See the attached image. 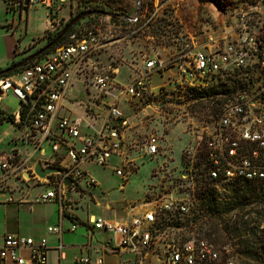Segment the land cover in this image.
Returning a JSON list of instances; mask_svg holds the SVG:
<instances>
[{
    "label": "built area",
    "instance_id": "1",
    "mask_svg": "<svg viewBox=\"0 0 264 264\" xmlns=\"http://www.w3.org/2000/svg\"><path fill=\"white\" fill-rule=\"evenodd\" d=\"M24 2L0 0L12 14L16 9L40 5L49 11L53 28L59 3L72 4L73 0H27L26 6ZM238 5L232 10H220L223 30L209 37L203 30L201 43L168 21L162 30L171 43L169 57L147 59L143 62V73L126 87L113 82L114 67L99 69L92 61L115 43L135 39L143 27L156 19V11L143 16L142 22L139 8L135 19L122 23L139 26L128 29L118 23L117 27L124 30L118 36L106 33L97 24L81 27L78 20L72 25L75 30L68 34V43L27 64L13 79L0 78V97L11 94L19 102L11 118L20 131L19 148L7 157H0V185L35 179L48 188L33 199L34 203L55 202L60 209L71 191L79 194L82 187L97 186L91 167L111 169L116 177L126 178L132 163L126 158L123 136L128 122L118 104L124 98L139 99L151 73L173 70L172 90L203 89L225 80L226 94L216 102L218 107L210 129L197 133L184 150L187 199L148 205V209L124 223L90 217L91 235L101 231L110 238L103 245H90L95 257L76 256L73 264H106L99 252L108 249L118 257L130 256L127 264H264V208L254 213V217L243 210L233 214L227 230H236L238 234L234 237L222 234L218 239L216 235L209 237L203 233L198 210L191 205L208 192L221 195L224 189L234 186L249 188V200L256 196L264 200V0H241ZM95 15L104 17L99 14L91 17ZM76 16L69 17V21ZM18 75H22V81L15 78ZM81 75L88 87L111 99L112 105L97 126L70 114L64 106L73 77ZM113 90H118L119 95ZM45 144L48 152L43 148ZM141 153L146 157L156 155L157 138L147 137ZM37 163L42 169H58L60 174L40 180L33 173ZM66 179L71 188L65 193ZM46 230L59 237L63 233L60 227ZM75 230L73 224L69 231ZM54 249L60 263L65 246L59 240ZM47 252L45 238L34 240L5 234L0 244V264H46ZM248 252L252 257H244Z\"/></svg>",
    "mask_w": 264,
    "mask_h": 264
},
{
    "label": "rangeland",
    "instance_id": "2",
    "mask_svg": "<svg viewBox=\"0 0 264 264\" xmlns=\"http://www.w3.org/2000/svg\"><path fill=\"white\" fill-rule=\"evenodd\" d=\"M240 1L73 0L72 4L69 2L59 3L56 22L54 20L51 25L53 28H48L52 20L49 11L40 5L29 6L27 9H16L14 14H12L0 3V63L6 62L10 50L14 53L16 57L14 68L7 75L13 77L14 74L20 72L27 64L36 61L34 57L28 55L32 49L40 47L42 42H44L43 46L49 43V48L58 45V42L61 40L59 34L65 27L64 25H67L69 17L73 15L80 17L79 22L82 21L81 27L84 25L91 27L97 24L106 33L118 36L124 30H120L117 24L121 23V25L126 26L128 29L132 28L133 24L128 22L126 24L122 23L124 20L135 19L139 8H141L142 14H140V18L143 19L142 22L144 21V17H148L156 11V19L143 27L135 39L115 43L105 51V55L108 58L106 60L103 57L100 59L105 66L110 61V65L118 69V78L114 79L113 82L126 87L131 81L128 82L125 77L127 75L120 68L123 69L127 66L134 69L131 62H134V58H137V55H140L142 62H145L151 57H159L166 60L172 52L170 48L171 43L166 34V36L160 38V42L155 40V36L159 37L160 35L157 27H162L163 29L165 24L170 21L174 26L192 36L197 43H201L203 30L207 32L208 37L215 36L216 33L223 30L224 20L222 22L220 19V10L224 8L232 10L234 7H239L238 3ZM92 11H99L104 15L110 16L111 19L109 20V18L102 16L96 20H91L89 17ZM117 17H119V20ZM56 23H59V26H56ZM138 26L139 23L134 26V29ZM62 37L64 39L63 42H65L64 35ZM51 51L53 50L48 51L47 54ZM43 55L41 53L37 56L43 57ZM102 65L98 66L99 69H101ZM135 71L138 75L142 73V71L137 69ZM173 74V70H168L161 74L157 72L151 73L148 80L145 81L139 99L124 98L120 100L118 108L128 122L123 136L126 143V158L132 161L130 171L125 179H121L116 177L111 172V169L93 167L92 175L99 183V186L91 194H86L87 197L82 196L78 201L81 205L77 209L80 216L85 218L90 215L102 216L111 223H118L119 221L120 223H124L132 216H136L148 209V205H153L156 202L164 200L187 199V182L184 180V150L192 143L197 133L201 130L210 129L218 107L216 102L221 101L226 94L224 91L226 83L225 80H222L219 83L209 84L203 89L177 88L176 90H172V83L175 81ZM0 77H3L2 74H0ZM75 77L74 80L80 84H71L67 91L68 97L82 101L83 103H79L81 106L94 107L95 116L101 119L108 106L112 105L111 99L106 96L102 97L98 92L88 87L84 83L85 80L79 81L78 77ZM15 78L20 81L23 80L22 75H18ZM118 92V90H113L114 94L119 95ZM79 100L72 101V103L76 104ZM18 107L19 102L11 94L0 97V111L3 116L13 115L18 110ZM65 107L68 108L67 106ZM78 108V106L73 107L74 110H78ZM85 116L97 122L93 115L86 114ZM149 136H153L158 140V153L152 157H146L141 153L142 145ZM19 137V129L11 122L4 120L0 123V157L5 156L4 153H8L10 150V145H12L11 140ZM43 148L48 152L46 144ZM23 190L24 187L22 186L12 185V187L3 190L4 192L0 191V200L8 198V193H21ZM39 192L40 188L38 187L30 188L29 191L22 192L20 196L22 199L29 196V201L32 202L35 195ZM225 192L239 193L230 189H224L223 193ZM210 196H212L211 193ZM87 198L93 204H98L97 207H91L87 211L88 213L83 212L84 206L88 205ZM223 202L225 203V201ZM36 204L38 206L35 208L36 213L34 218L36 219L37 217V223L40 227L58 224V212L54 209V206L51 205L48 208H44L40 205L41 203ZM9 205L8 207L12 209L18 207L16 202H10ZM191 205L194 209L198 210V223L206 222V225L202 226V230H205V228L210 226L207 224L210 216L209 209L202 204V200H197ZM104 206L107 208V211L104 210ZM226 208H223V210L220 208L216 211H223L220 213V224L218 227L226 225L228 229L233 214L243 210L249 213V217H254L256 216L254 213L264 208V203L260 205H246L245 209L240 207ZM44 212L48 215H43ZM6 215L2 211L0 212V230H2L3 220H5L4 217ZM61 220L60 226L64 230L70 227V223L66 217H61ZM95 234H89L92 247H97L99 244L103 245L110 238L107 233L101 231H97ZM63 242L69 248L63 254V258L66 259L63 264H70V258L77 255L79 247L89 244V240L85 238V231L82 227H78V230L72 234L66 233L63 236ZM110 253V249L99 252L106 264H118L120 261L127 264V261L131 258L128 255L118 257ZM252 255V253L248 252L244 257L249 258ZM56 256V253L50 252L47 256V264H56ZM93 256L95 257L94 252Z\"/></svg>",
    "mask_w": 264,
    "mask_h": 264
},
{
    "label": "crops",
    "instance_id": "3",
    "mask_svg": "<svg viewBox=\"0 0 264 264\" xmlns=\"http://www.w3.org/2000/svg\"><path fill=\"white\" fill-rule=\"evenodd\" d=\"M49 27H50V24L48 25V28ZM43 44H44V42H42V44H40V47L32 49L28 55L32 56L39 49H41L42 47L45 46V45L43 46ZM12 47H13V44H12ZM105 54H106L105 51L100 53L97 56L96 61H92L94 63V65H98V66L102 65L103 61H101L100 59L102 57L104 58V60H106L108 58V56H106ZM127 57L130 58L129 55H127ZM15 61H16V57L14 56V53L10 50L8 52V59L6 60V62H4L2 64L0 63V70L6 69L9 65L14 63ZM131 65L134 69H131L127 66H125L123 69L120 68L122 71L124 70L123 72H125V75H127L125 77L128 80V82L133 81L134 79H136L139 76L138 73H136V71H135L136 69L139 71H142V73H143V62L140 58V55H137V58H134V62H131ZM102 67H104V68L111 67L110 61H109L107 66H105V64H103ZM114 71L116 73V78H118L117 77L118 69L114 68ZM89 72L90 71H88V74H89ZM8 77L13 79V77H11V76H8ZM74 79H75V77H73L71 84H80V83H77ZM78 80L79 81L83 80V76L81 75L80 77H78ZM75 100H79V99L70 98V97H68V95L66 93V98L64 100V106L68 107L69 113L72 115L75 114V115L83 117L84 122L89 124V125H94V126L99 125L100 124L99 118H96L97 122H94L92 119H89L87 116H85L86 114H90V115L95 116V114H94L95 108L91 107V106H87V105L81 106L79 103L82 101H80V100L76 104L72 103V101H75ZM77 106L79 107L78 110H74L73 107H77ZM84 130H86V132H88V130L86 128ZM11 142H12V145H10L11 146L10 150L8 151V153H4L5 156H1V157H7V156L11 155V153L14 150L19 148L18 138L12 139ZM93 170H94V168L91 167L90 168L91 173L93 172ZM30 181H32V182L30 183ZM12 185H19V186L24 187V190L22 192H24L26 190L29 191L30 188H35V187L40 188V192L45 190L46 188H48V186L45 183L37 182L35 179L31 178V179H28L26 182L17 181L15 184H13L12 182L9 181L8 183H4V184L0 185V191L4 192L3 190H5L9 187H12ZM98 186H99V183L97 184V186H95L92 189L82 187L84 189L79 194L78 193L76 194L74 191H71L68 195H66L67 200L64 202L62 209H60L58 203H55V202L41 203L40 205H42L44 208H48L51 205L54 206V209L57 210V212H58V219H57L58 224H56L54 226H50L51 225L50 224L46 227H40V225H38V223H37V220H38L37 217H36V219L34 218L35 213H36L35 208L38 205L36 203H34L33 200H32V202H30L29 196H28V198L22 199L20 196L22 194V192L21 193L18 192V193H14V194L8 193V198L6 197L7 199L4 198L2 201L0 200V212L2 211V213L7 214L6 217H4L5 220L2 219L3 220V227H2V230H0V244L2 241V237L5 234L30 237L34 240H37L39 238H45L47 241V246H48L47 256L50 252H54L57 255L56 256V264H63L66 259H63L59 263L58 253L56 252L54 247L57 245L58 241L60 240L65 246V250H64V253H65V251H67L69 248L63 242V236L66 233L72 234L78 230V227H82L85 231V238L87 240H89V244L88 245L84 244L83 246L79 247V252L77 253V255H74L70 258V260H71L70 264H73V258L76 256H87L88 255L90 257H93V250L89 248L90 245L92 244V242H90L91 238L89 237V234L91 232H90V229L88 226V221H89L90 217H102V216L90 215L89 217L86 216V218H85V217H82L79 215L77 209L81 207V205L78 203V201L81 199V197L86 196V194H91V192L94 191ZM38 194H36L35 197ZM14 197H15V199H14ZM87 200H88V205L84 206L83 212L89 211L91 207H97L98 206V204H93L89 198H87ZM10 202H16L18 207L15 209L8 207V206H10L9 205ZM76 203H78V204H76ZM104 210L107 211V208H105V206H104ZM43 215L47 216L48 214L46 212H44ZM68 216L73 218V220L69 219ZM61 217L62 218L66 217V219L70 223V227L73 224H75L76 230L74 232H70L69 231L70 227L64 230L60 226L62 223ZM104 219H106V218H104ZM48 227H60L63 233L60 237L57 234L48 233L46 230Z\"/></svg>",
    "mask_w": 264,
    "mask_h": 264
},
{
    "label": "trees",
    "instance_id": "4",
    "mask_svg": "<svg viewBox=\"0 0 264 264\" xmlns=\"http://www.w3.org/2000/svg\"><path fill=\"white\" fill-rule=\"evenodd\" d=\"M97 18H101V16L95 15L93 17H91V16L89 17V19H91V20H96ZM81 23H82V21H80V23H78V24H81ZM159 28H161V29L159 30ZM74 30H75V27L70 28V30L66 34H64L66 41L63 42V40H64L63 37H60L61 40L58 42V45H55V47H53V48H48L44 53H42V54H44L43 57L45 55H47L48 51L55 50L57 47H60L62 45H65L66 43H68V38H67L68 34ZM157 31L160 32V35H159V37H157V35L155 37H156V40H158L157 42H160V38L162 36H166V35L163 33L162 27H157ZM47 45L50 47L49 43H46L45 46H47ZM34 59L36 61H37V59L40 60V59H42V56H36V57H34ZM13 66H14V63L9 65L6 69L0 70V74H2L3 77H5V76L8 77L7 75L10 74V71H8V70L12 69ZM0 78H2V77H0ZM4 120L12 123L11 116L7 115L5 117V116H3L2 112L0 111V123H2ZM230 190L231 191H238L239 193L225 192V193H222L221 195H218L214 192H211L212 196H210V192H208L207 196L202 199V204L205 205L206 208L209 209V211H210V216H209V219L207 221V224H209L210 226L205 228V230L203 232L206 236L210 237L212 235H216L215 236L216 238H219V237L221 238L222 234H223V236L231 235L233 237L238 234L236 230H227L226 225L222 228L218 227V225L220 224V213L223 212L222 211L223 208L224 209H227L226 207H229L230 209H232L234 207L243 208L246 205H252V204L260 205V204L264 203V200L259 199L258 196H256L253 200H251V199L249 200L248 195H247V193L250 191L249 188L234 186ZM224 196H226V197H224ZM223 201H225V203ZM220 208H222V210L216 211L217 209H220ZM68 218L73 220V218H71L69 216H68ZM201 225H206V222L205 223L201 222ZM201 229H202V227H201ZM255 260H257V257H255Z\"/></svg>",
    "mask_w": 264,
    "mask_h": 264
},
{
    "label": "water",
    "instance_id": "5",
    "mask_svg": "<svg viewBox=\"0 0 264 264\" xmlns=\"http://www.w3.org/2000/svg\"><path fill=\"white\" fill-rule=\"evenodd\" d=\"M24 5L26 6L27 5V0H25L24 2ZM90 14H99V15H104L102 14L101 12H95V11H92ZM104 16H107V15H104ZM107 17H110V16H107ZM111 18V17H110ZM78 20H80V17L79 16H76L74 19H72L71 21H69L67 23V25H65V27L63 28V30L61 31L60 35H59V38L62 37L64 34H66V32L69 30V28L75 23L77 22ZM49 48V46H44L42 49L38 50L36 53H34L31 57H36L37 55L41 54V53H44L47 49ZM14 68V67H13ZM12 68V69H13ZM12 69H9L8 71L11 72ZM33 173L35 174V176L40 179V180H46L47 177L51 174H60V171L58 169H55V168H48V169H42L41 165L39 163H37L35 166H34V169H33ZM71 188V182L66 179L64 182H63V191L66 193L69 189Z\"/></svg>",
    "mask_w": 264,
    "mask_h": 264
}]
</instances>
